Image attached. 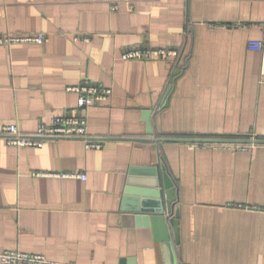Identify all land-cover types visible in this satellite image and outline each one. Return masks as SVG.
Segmentation results:
<instances>
[{
  "label": "crops",
  "instance_id": "obj_1",
  "mask_svg": "<svg viewBox=\"0 0 264 264\" xmlns=\"http://www.w3.org/2000/svg\"><path fill=\"white\" fill-rule=\"evenodd\" d=\"M35 33L49 41L0 45V252L62 264H264V144L129 140L148 137L144 113L170 85L158 137L264 139V51L249 48L264 43V0H0V37ZM137 46L180 57L124 61ZM80 84L111 88V101L80 109L67 91ZM75 114L102 149L81 139L18 148L3 131L32 136ZM159 150L179 189V251L124 213L130 170L157 165Z\"/></svg>",
  "mask_w": 264,
  "mask_h": 264
},
{
  "label": "built area",
  "instance_id": "obj_2",
  "mask_svg": "<svg viewBox=\"0 0 264 264\" xmlns=\"http://www.w3.org/2000/svg\"><path fill=\"white\" fill-rule=\"evenodd\" d=\"M76 37L74 41H79ZM89 42V38H83ZM49 41L44 33H35L31 35H17L0 37V45L10 46L13 44H37L44 45ZM249 48L253 51H264L262 41H251ZM180 53L174 48H154L148 46H137L126 50L122 54L124 61L147 62L172 61L178 59ZM68 92L77 94L78 107L80 109H89L93 106L107 105L113 96V90L97 84H80L68 87ZM4 133L8 134V144L14 147H42L48 139H81L85 141L86 149L100 150L102 143L94 142L88 132V119L86 115L75 114L72 116L56 117L50 123L40 122L37 131L32 136L22 135L17 125L12 124L3 128ZM219 147H225L219 144ZM234 152L244 151L243 146L232 147ZM62 178H79L86 180L85 174H57ZM0 261L2 264H62L49 260L44 255L24 253L21 251H3L0 252Z\"/></svg>",
  "mask_w": 264,
  "mask_h": 264
},
{
  "label": "water",
  "instance_id": "obj_3",
  "mask_svg": "<svg viewBox=\"0 0 264 264\" xmlns=\"http://www.w3.org/2000/svg\"><path fill=\"white\" fill-rule=\"evenodd\" d=\"M173 85H170L158 105L152 111L144 113L147 125V138L129 139L136 142H183L195 144H264V139H183L158 137L154 118L169 102ZM128 140V139H127ZM124 213L134 216L137 225L151 227L167 247L178 248L180 245V208L179 189L158 151V164L150 167H134L130 170L128 186L125 190Z\"/></svg>",
  "mask_w": 264,
  "mask_h": 264
}]
</instances>
